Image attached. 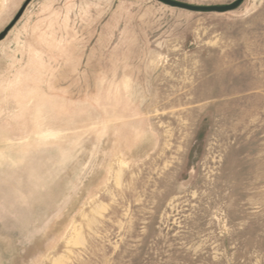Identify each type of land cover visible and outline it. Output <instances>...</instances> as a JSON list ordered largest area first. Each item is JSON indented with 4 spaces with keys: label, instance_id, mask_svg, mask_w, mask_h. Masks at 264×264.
Returning a JSON list of instances; mask_svg holds the SVG:
<instances>
[{
    "label": "rangeland",
    "instance_id": "374dc122",
    "mask_svg": "<svg viewBox=\"0 0 264 264\" xmlns=\"http://www.w3.org/2000/svg\"><path fill=\"white\" fill-rule=\"evenodd\" d=\"M0 264H264V0H31L0 41Z\"/></svg>",
    "mask_w": 264,
    "mask_h": 264
},
{
    "label": "water",
    "instance_id": "95a60500",
    "mask_svg": "<svg viewBox=\"0 0 264 264\" xmlns=\"http://www.w3.org/2000/svg\"><path fill=\"white\" fill-rule=\"evenodd\" d=\"M30 1L31 0L26 1V3L21 8V10L19 11L16 18L14 19L13 23L11 25H9L0 34V41L5 38V36L7 35L8 31L11 29L13 24L20 18V16L24 12L25 7L27 6V4ZM159 1H161L167 5H170L172 7H178V8L186 9V10L193 11V12H219V13H223V12H229V11L237 9L238 7L241 6V4L245 0H235L231 3L223 4V5H216V4H214V5H196V4H191V3H187V2H183V1H179V0H159Z\"/></svg>",
    "mask_w": 264,
    "mask_h": 264
}]
</instances>
